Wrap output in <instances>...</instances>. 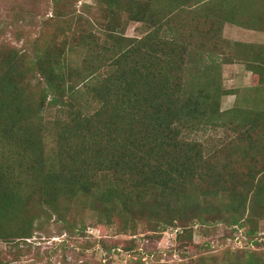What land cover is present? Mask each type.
Masks as SVG:
<instances>
[{
	"label": "trees",
	"instance_id": "1",
	"mask_svg": "<svg viewBox=\"0 0 264 264\" xmlns=\"http://www.w3.org/2000/svg\"><path fill=\"white\" fill-rule=\"evenodd\" d=\"M107 2L114 6L118 0ZM143 3L144 0L138 6L146 13ZM196 4L203 5L202 11L199 10L202 13L209 12L211 4L219 9L215 21L218 27H212L213 32L217 30L218 38L214 50L207 47V36L203 38L205 33L202 31L190 36L192 40L196 39L199 50L209 49L211 64L205 63L202 50L189 53L182 33L178 43L161 39V28L157 33L156 25L143 18L140 21L150 27L141 38L120 36L115 25H111L107 38L115 41L116 46L108 45V40L101 44L98 48L101 53L92 55V61L87 62V74L80 75L75 85L67 84L65 77L54 71L46 54L38 57L33 65L43 84L39 105H29L30 101L18 91L21 71L8 63V68L0 75V137L8 145L2 144L0 148V240L30 238L29 225L23 227L24 219L12 225L6 222L7 217H16L25 208L27 195L24 194L30 186L36 188L42 203L59 217L62 211L57 203L65 193L82 196L87 203L102 201L110 205L117 202L123 208H129L133 203L137 207L146 205L149 212H157V202H164L168 210L171 207L157 195L168 192L174 196L178 191H197L208 180L209 191L207 189L205 194H210L216 184L217 188H225L229 170L237 164L236 158L242 161V155L235 157L232 154L241 147L244 152L254 149L262 142L260 132L247 133L245 139L236 135L237 139H231L224 147L226 152L222 159H218L217 150L207 155L200 142L188 140L185 134L192 127L198 130L215 126L223 118L224 126H230L236 134H245L238 130L247 129L244 121L248 120L250 111H221L219 97L222 91L218 79L223 64L243 63L246 69L252 70L254 82L259 79L264 86V60L261 57L264 48L229 41L224 38V30L229 24L245 29L264 26V17L263 20L259 17L264 15V0H198ZM169 10L172 16L175 15L172 9ZM191 66L198 71L192 73L189 80L186 72L188 75ZM101 70L106 73L99 77L97 74L100 75ZM187 81L203 87L196 92L187 91ZM80 87L92 93L90 97L96 104L92 111H85L79 104L77 108L74 102L64 100L65 96L78 93ZM46 102L53 107L65 105L69 111L73 110L66 115L65 121H56L60 128L55 133V151L48 157L40 130L42 123L40 125L38 120L42 119ZM241 113L245 114L244 120ZM60 122L64 123L60 126ZM230 178L232 188L225 192L229 198L228 209L235 213L228 221L243 226L242 220L247 218L245 214L250 209L248 194L256 193L259 197L264 187L251 179L239 189L234 183L237 178L234 175ZM188 186L192 188L188 190ZM121 187L138 191L148 189L154 193L149 194V201L143 205L142 196L136 198L137 202L125 200L118 191ZM187 197L191 206L198 204L192 193L188 192ZM175 210H185V205L177 206ZM198 219L204 222L201 217ZM177 226L184 228L187 234L185 226ZM191 236L179 235L178 238L190 239Z\"/></svg>",
	"mask_w": 264,
	"mask_h": 264
},
{
	"label": "rangeland",
	"instance_id": "2",
	"mask_svg": "<svg viewBox=\"0 0 264 264\" xmlns=\"http://www.w3.org/2000/svg\"><path fill=\"white\" fill-rule=\"evenodd\" d=\"M142 1L118 0L117 6H110L107 0H0V75L8 68L9 62L16 65V69L21 71L18 91L30 101L29 105H39L43 84L33 65L38 57L46 54L54 71L63 75L67 84L75 85L80 75L87 74V62L92 61V55L101 53L98 49L101 44L108 40V45L116 46L115 41L107 38L111 25H115L120 36L141 38L150 27L140 21L141 18L152 21L158 28L157 33L161 28V39L178 43L182 33L190 54L191 50H199L196 39L190 38L199 31L205 33L203 38L207 36V47L214 50L218 38L217 30L213 32L212 27H218L215 21L219 10L215 4H211L209 12L202 13L203 5L196 4L198 0H144V13L138 6ZM255 2H252L254 6L259 7ZM168 8L175 15L172 16ZM197 11L204 21L196 14ZM259 17L263 20L264 15ZM254 23L256 25L257 21ZM231 30L226 35L224 33V38L243 36L244 40L248 39ZM90 33L94 36L88 37ZM207 47L199 51L202 50L205 63L211 64ZM197 71L191 66L186 76L190 80L192 73ZM105 73L101 70L97 75L101 77ZM251 77L243 63H231L223 64L218 79L222 91L220 110L250 111L248 120L244 121L247 129L238 130L245 134H236L230 126H224V118L215 126L198 130L192 127V130L185 131V137L200 142L207 155L217 150L218 159H222L227 142L237 139L236 135L245 139L247 133H254V130L260 132L263 142L264 86L261 80L254 82ZM201 87L187 81L186 90L196 92ZM253 87L255 90L251 91ZM80 88L78 93L65 96L64 100L74 102L77 108L80 105L85 111H92L96 107L90 97L92 93ZM72 111L65 105L53 107L47 102L44 105L42 119L38 120L40 125L42 123L40 130L46 157L54 155L55 133L60 128L56 121H65L66 115ZM252 112L259 113V117ZM240 116L245 119L244 113ZM0 140V148L2 144L8 147L4 139L0 137ZM262 142L252 150L244 152L241 147L232 154L235 157L242 155V161L236 158L237 164L229 170L225 188H217L216 184L210 194H205L210 185L208 180L197 191H178L174 196L168 192L157 195L158 199L167 201L171 206L169 210L164 202H157L158 211L149 212L144 204L153 191L121 187L118 191L125 200L137 202L136 198L142 196L144 206L137 207L131 203L130 210L118 206L117 202L110 205L102 201L87 203L82 196L65 193L57 203L62 211L59 217L42 203L36 188L30 186L24 194L27 195L25 208L21 210L24 213L20 212L16 217L10 215L7 217L10 221L6 219V222L12 225L24 219L26 224L23 227L29 225L31 236L28 239L0 240V264H264V192L259 197L256 193L248 194L250 209L245 214L247 218L242 220L243 226L232 225L228 221L235 211L228 209L229 198L225 192V189L232 188L231 175L237 178L234 183L239 189L251 179L264 187ZM191 188L188 186L187 189ZM188 192L197 198V205H190ZM182 204L185 210H175ZM198 217L204 222H200ZM178 224L185 226L187 234ZM189 234L192 235L190 239L178 238Z\"/></svg>",
	"mask_w": 264,
	"mask_h": 264
},
{
	"label": "crops",
	"instance_id": "3",
	"mask_svg": "<svg viewBox=\"0 0 264 264\" xmlns=\"http://www.w3.org/2000/svg\"><path fill=\"white\" fill-rule=\"evenodd\" d=\"M231 30L232 32L236 31L237 35H244L245 37H248L247 40H244V37L241 36L240 38H232V39H228L229 41H238V42H242V43H248L251 45H256L257 47H263L264 48V26L261 27H252V28H242L236 25H231L230 27H226L224 30V33L226 35V32L228 30ZM234 30V31H233ZM224 35V36H225ZM227 39V38H226ZM262 59L264 60V53L261 54ZM249 72H251L252 75V70L247 69ZM253 77H251L252 79Z\"/></svg>",
	"mask_w": 264,
	"mask_h": 264
}]
</instances>
